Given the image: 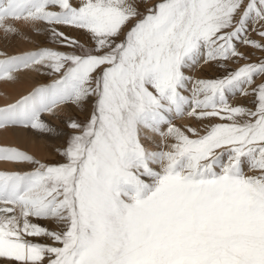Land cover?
Listing matches in <instances>:
<instances>
[{
  "label": "snow or ice",
  "instance_id": "obj_1",
  "mask_svg": "<svg viewBox=\"0 0 264 264\" xmlns=\"http://www.w3.org/2000/svg\"><path fill=\"white\" fill-rule=\"evenodd\" d=\"M8 19L42 23L70 51L0 53V79L36 66L59 74L0 107V128L56 134L43 113L95 100L86 124L68 121L80 131L66 163L0 146V160L31 166L0 171V264H264V81L252 87L264 57L217 79L186 72L247 60L238 44L264 50L248 35L251 23L264 37V0H158L144 11L136 0H0V28L22 35ZM237 93L254 95L255 109L230 104ZM185 114L226 122L200 134L173 122ZM141 129L173 142L150 150Z\"/></svg>",
  "mask_w": 264,
  "mask_h": 264
},
{
  "label": "bare ground",
  "instance_id": "obj_2",
  "mask_svg": "<svg viewBox=\"0 0 264 264\" xmlns=\"http://www.w3.org/2000/svg\"><path fill=\"white\" fill-rule=\"evenodd\" d=\"M6 23L17 28L19 32L22 33V35H6L4 30L0 28V53L16 55L46 47L45 43L48 39V36L47 32L43 31L44 25L42 23H38L36 25L37 28L42 29L41 31L34 30L31 24H26L23 20L17 21L14 19H8ZM0 58L3 57L0 56ZM48 69L49 68L44 66L21 68L14 73L15 79H0V107L14 103L22 96L30 93L33 89L38 87V85H47L45 82L38 83V79L43 77L41 71L49 72ZM52 78L48 81L49 84L53 80L57 79V75H53ZM88 101H90V99ZM77 107L78 104L67 102L65 104L59 105L54 113L42 114V118L52 127L57 129L56 134L42 133L38 130L31 129L30 127L25 128L23 126L10 125L0 128V146L19 148L20 150H23L34 156L38 160H44L53 156V149L55 150V147L66 143L67 137L69 135L65 128L66 121L70 119L71 114L76 112ZM84 107L87 111L88 108L90 110V103L89 106L86 104ZM88 112L86 113L88 114ZM175 120L176 119H174L173 122L182 128H184L186 122L194 124L193 119L186 114L180 120ZM162 130L166 131V126H162ZM145 137H151V139H145ZM141 141L146 147L154 151L160 150L161 148L167 150L166 144L173 142L171 138H167V140L162 143V138L157 133L151 132L147 129H141ZM30 169L31 166L26 163L0 160V171H30ZM2 206L3 205H0V207ZM36 220L37 219L34 218L33 222L35 223ZM41 221L43 223H47L48 227H53L59 230L60 226L57 223H54V220L42 219ZM44 225L46 226V224ZM40 238L45 240V236H41Z\"/></svg>",
  "mask_w": 264,
  "mask_h": 264
},
{
  "label": "rangeland",
  "instance_id": "obj_3",
  "mask_svg": "<svg viewBox=\"0 0 264 264\" xmlns=\"http://www.w3.org/2000/svg\"><path fill=\"white\" fill-rule=\"evenodd\" d=\"M75 2H77V0H74V3ZM136 2L138 4L139 9L141 11H144L145 8L152 6V5H155L158 2V0H146V2H144V0H136ZM62 29H64V30H62ZM251 29H252V25L250 23L249 32H248V35L250 36V38L261 41V43H264V37H261L258 35V31L261 30L260 25L259 24L256 25L255 31H253ZM61 30L70 36L74 35L73 37H76L77 39H79L81 41V43L85 44L86 46L91 45V41H90L89 36L86 33H84L83 31H77V30L70 29L67 27L65 28L63 26H61ZM47 36H48V39L46 40V43H45L46 47L53 48V49L60 50V51H70V49L65 47L64 45L54 42L48 33H47ZM237 46H238L239 51L244 53L248 57L247 60H245V59H228V60L210 61L208 63H204L203 61H201V63L198 64L197 66H195L192 70H186V72H188V74L192 75L194 78L217 79V78H220V77L226 75L228 72L237 69L238 67H240L244 63L256 62L260 58L264 57V50H262V49H256V48H253L251 46H247V45H243V44H238ZM16 55H18V54H16ZM48 71L49 72L41 71L43 77L38 79V83H44L45 82L46 84H49L48 81L51 80L53 75L54 76L57 75V78L59 77V74L52 72L51 69H48ZM254 79H255V84H253L252 87H255L256 84H259L262 81H264V77H256ZM38 86H42V85H38ZM94 100H95V97L93 96L90 99V101L86 100V101L82 102L80 105H78L76 112H74L73 114L70 115V119H75L81 125L86 124L88 119L90 118V115H91V112L93 109V105H94ZM228 100H229V103L232 105H243V106H246V107L251 108L253 110L255 109V96L254 95L244 96V95L237 93L235 96L230 95L228 97ZM89 103H90V110L88 108V111H89L88 112L84 106L86 104L89 106ZM75 106H77V105H75ZM86 112H88V114ZM182 117L183 116L176 117L175 121L180 120ZM191 118L193 119L194 124L186 122L184 127H187V126L194 127L197 129V131L200 134H204L207 126H210V125L215 124V123L226 122V121L220 120L218 117H213V118L205 119V120H198L196 117H191ZM68 121H69V119L66 121V126H65L66 131L69 134L67 137L66 143L61 144L58 147H55V150L53 149V156L48 157L44 160H40L42 163L55 165V164L67 162L66 158L61 154V151L67 147V143H68L70 137L74 133H77L80 131L79 129H72V128L68 127ZM199 121H200V123H199ZM188 134L190 136L192 135L191 133H188ZM193 138H195V137H193ZM245 171L247 174H252V173L248 172L247 167L245 168ZM41 220L42 219H37L35 221V223L41 224L42 226L47 227V228L52 229V230H57L56 228L48 227V224L43 223ZM54 223H56V222L54 221ZM44 224H46V226ZM40 237L41 236L28 237V239H30L36 243L48 244V245H52V246H61L57 242L50 239L49 237H47V239H46V236H45V240H43ZM47 260H48V258L46 257L44 260V264H47Z\"/></svg>",
  "mask_w": 264,
  "mask_h": 264
}]
</instances>
